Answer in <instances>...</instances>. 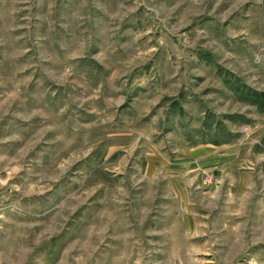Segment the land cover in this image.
<instances>
[{"label":"rangeland","instance_id":"374dc122","mask_svg":"<svg viewBox=\"0 0 264 264\" xmlns=\"http://www.w3.org/2000/svg\"><path fill=\"white\" fill-rule=\"evenodd\" d=\"M0 264H264V0H0Z\"/></svg>","mask_w":264,"mask_h":264},{"label":"crops","instance_id":"0c3cea01","mask_svg":"<svg viewBox=\"0 0 264 264\" xmlns=\"http://www.w3.org/2000/svg\"><path fill=\"white\" fill-rule=\"evenodd\" d=\"M152 169H153V168H151V164L148 163V165L146 166V173L151 174Z\"/></svg>","mask_w":264,"mask_h":264}]
</instances>
